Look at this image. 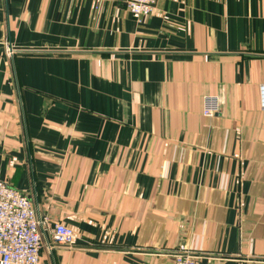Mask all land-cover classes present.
I'll list each match as a JSON object with an SVG mask.
<instances>
[{"label": "crops", "instance_id": "1", "mask_svg": "<svg viewBox=\"0 0 264 264\" xmlns=\"http://www.w3.org/2000/svg\"><path fill=\"white\" fill-rule=\"evenodd\" d=\"M262 84L264 0H0V179L75 230L39 264H264Z\"/></svg>", "mask_w": 264, "mask_h": 264}, {"label": "built area", "instance_id": "2", "mask_svg": "<svg viewBox=\"0 0 264 264\" xmlns=\"http://www.w3.org/2000/svg\"><path fill=\"white\" fill-rule=\"evenodd\" d=\"M124 4L136 19L151 14L158 0H115ZM16 50L6 45L12 57ZM260 106L264 109V84L260 86ZM204 113H218L214 103ZM51 237L52 242L48 241ZM75 230L50 216L42 215L28 195L0 179V264H39L42 249L53 253L55 245L71 247ZM174 264H209L207 260L180 243Z\"/></svg>", "mask_w": 264, "mask_h": 264}]
</instances>
